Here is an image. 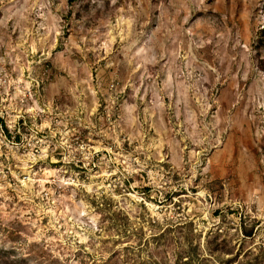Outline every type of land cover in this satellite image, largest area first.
Returning a JSON list of instances; mask_svg holds the SVG:
<instances>
[{
  "label": "rangeland",
  "instance_id": "1",
  "mask_svg": "<svg viewBox=\"0 0 264 264\" xmlns=\"http://www.w3.org/2000/svg\"><path fill=\"white\" fill-rule=\"evenodd\" d=\"M0 73V264H264V0H0Z\"/></svg>",
  "mask_w": 264,
  "mask_h": 264
},
{
  "label": "built area",
  "instance_id": "2",
  "mask_svg": "<svg viewBox=\"0 0 264 264\" xmlns=\"http://www.w3.org/2000/svg\"><path fill=\"white\" fill-rule=\"evenodd\" d=\"M1 74V73H0ZM0 129L3 131L1 120H0Z\"/></svg>",
  "mask_w": 264,
  "mask_h": 264
},
{
  "label": "trees",
  "instance_id": "3",
  "mask_svg": "<svg viewBox=\"0 0 264 264\" xmlns=\"http://www.w3.org/2000/svg\"><path fill=\"white\" fill-rule=\"evenodd\" d=\"M263 31V30H262Z\"/></svg>",
  "mask_w": 264,
  "mask_h": 264
}]
</instances>
